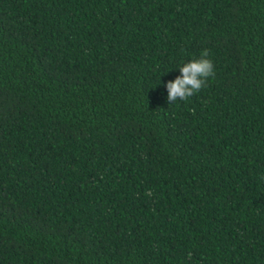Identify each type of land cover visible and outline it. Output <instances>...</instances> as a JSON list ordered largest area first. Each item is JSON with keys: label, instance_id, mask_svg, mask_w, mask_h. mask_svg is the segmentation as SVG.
<instances>
[{"label": "trees", "instance_id": "16d2710c", "mask_svg": "<svg viewBox=\"0 0 264 264\" xmlns=\"http://www.w3.org/2000/svg\"><path fill=\"white\" fill-rule=\"evenodd\" d=\"M0 264H264V0H0Z\"/></svg>", "mask_w": 264, "mask_h": 264}, {"label": "clouds", "instance_id": "9594fccd", "mask_svg": "<svg viewBox=\"0 0 264 264\" xmlns=\"http://www.w3.org/2000/svg\"><path fill=\"white\" fill-rule=\"evenodd\" d=\"M209 52L207 49L203 50L201 56L192 59L190 62H185L181 65V75L174 81H169L166 85L168 90L169 102L179 100H187L195 93L201 91L206 85L208 78L214 77V64L208 58Z\"/></svg>", "mask_w": 264, "mask_h": 264}]
</instances>
